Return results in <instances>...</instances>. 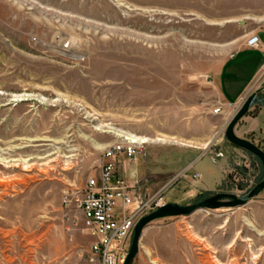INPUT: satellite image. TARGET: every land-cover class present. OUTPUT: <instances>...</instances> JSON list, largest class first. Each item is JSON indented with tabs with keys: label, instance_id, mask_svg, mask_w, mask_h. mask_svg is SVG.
Returning a JSON list of instances; mask_svg holds the SVG:
<instances>
[{
	"label": "rangeland",
	"instance_id": "obj_1",
	"mask_svg": "<svg viewBox=\"0 0 264 264\" xmlns=\"http://www.w3.org/2000/svg\"><path fill=\"white\" fill-rule=\"evenodd\" d=\"M173 1L0 0V264H98L73 199L123 135L149 143L118 173L165 203L256 183L259 159L223 135L244 99L212 113L225 54L210 1ZM261 107L234 132L264 151ZM141 262L264 264V189L151 221L130 264Z\"/></svg>",
	"mask_w": 264,
	"mask_h": 264
},
{
	"label": "built area",
	"instance_id": "obj_2",
	"mask_svg": "<svg viewBox=\"0 0 264 264\" xmlns=\"http://www.w3.org/2000/svg\"><path fill=\"white\" fill-rule=\"evenodd\" d=\"M257 43L256 35L246 41L249 47H255ZM220 110L218 104L212 112L219 113ZM143 149L141 146L129 148L119 139L112 141L102 151L98 173L86 178L73 199L91 239L89 252L98 264H122L136 222L165 204L160 191L141 194L118 173L121 158L132 160ZM193 177L198 178V174Z\"/></svg>",
	"mask_w": 264,
	"mask_h": 264
},
{
	"label": "crops",
	"instance_id": "obj_3",
	"mask_svg": "<svg viewBox=\"0 0 264 264\" xmlns=\"http://www.w3.org/2000/svg\"><path fill=\"white\" fill-rule=\"evenodd\" d=\"M209 1L204 0V4H210L208 24L217 27L221 38L219 48L225 54L211 78L213 92L221 107L219 113L222 114L224 106L235 105L253 92L264 95V0ZM173 2H176L173 5L181 3L179 0ZM252 35L258 38L255 47L246 45Z\"/></svg>",
	"mask_w": 264,
	"mask_h": 264
},
{
	"label": "water",
	"instance_id": "obj_4",
	"mask_svg": "<svg viewBox=\"0 0 264 264\" xmlns=\"http://www.w3.org/2000/svg\"><path fill=\"white\" fill-rule=\"evenodd\" d=\"M254 105L264 106V96L256 92L248 95L226 123L223 135L230 144L252 153L259 159L261 171L256 183L252 187L247 188L241 196L230 193H216L188 205L168 202L142 216L133 228L128 252L122 264H130L131 260L135 257L138 252L142 230L151 221L163 217L188 215L199 208L216 209L220 207L239 206L246 203L251 197L257 195L264 189V151L252 142L237 136L234 132V126L237 121Z\"/></svg>",
	"mask_w": 264,
	"mask_h": 264
},
{
	"label": "bare ground",
	"instance_id": "obj_5",
	"mask_svg": "<svg viewBox=\"0 0 264 264\" xmlns=\"http://www.w3.org/2000/svg\"><path fill=\"white\" fill-rule=\"evenodd\" d=\"M20 100V99H18ZM121 137V136H120ZM160 140V138H158ZM217 136H214L212 138L207 139L204 143L202 147H205L208 142L210 140H216ZM119 141H121L123 144H128L129 148H138V146H141V148H144V146L149 143V138H145L144 137H138L135 135H131V136H125L123 135L122 138L119 139Z\"/></svg>",
	"mask_w": 264,
	"mask_h": 264
}]
</instances>
